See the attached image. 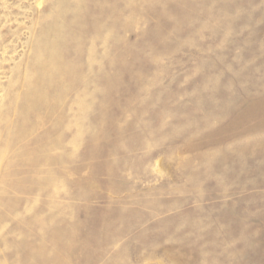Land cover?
<instances>
[{"label": "rangeland", "instance_id": "1", "mask_svg": "<svg viewBox=\"0 0 264 264\" xmlns=\"http://www.w3.org/2000/svg\"><path fill=\"white\" fill-rule=\"evenodd\" d=\"M0 264H264V0H0Z\"/></svg>", "mask_w": 264, "mask_h": 264}]
</instances>
